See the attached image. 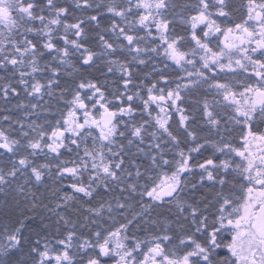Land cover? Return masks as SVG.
I'll list each match as a JSON object with an SVG mask.
<instances>
[{
  "label": "snow or ice",
  "instance_id": "1",
  "mask_svg": "<svg viewBox=\"0 0 264 264\" xmlns=\"http://www.w3.org/2000/svg\"><path fill=\"white\" fill-rule=\"evenodd\" d=\"M0 264H264V0H0Z\"/></svg>",
  "mask_w": 264,
  "mask_h": 264
},
{
  "label": "trees",
  "instance_id": "2",
  "mask_svg": "<svg viewBox=\"0 0 264 264\" xmlns=\"http://www.w3.org/2000/svg\"><path fill=\"white\" fill-rule=\"evenodd\" d=\"M245 0H232L233 5L236 9H242ZM237 17L240 15L239 12L236 13Z\"/></svg>",
  "mask_w": 264,
  "mask_h": 264
}]
</instances>
